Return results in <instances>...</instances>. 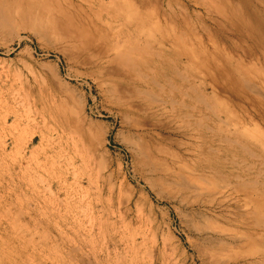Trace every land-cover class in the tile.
Instances as JSON below:
<instances>
[{
  "label": "bare ground",
  "instance_id": "obj_1",
  "mask_svg": "<svg viewBox=\"0 0 264 264\" xmlns=\"http://www.w3.org/2000/svg\"><path fill=\"white\" fill-rule=\"evenodd\" d=\"M168 1L169 11L162 23L159 19L152 21L153 13L149 10L139 11V6L135 9V0H0V25H11L17 22V17L23 18L24 25L31 21L33 15L39 14L40 19L29 26L42 31L47 29L42 26L47 18L56 21L62 17L66 21L68 38L73 36L72 43L77 42L76 46L90 50L99 69L116 65V75L109 76L108 72L106 76L109 79L104 76L97 80L101 87L107 88L109 99L119 108L120 114L111 115L121 118L123 127L131 131L127 143L139 165L137 183L152 192L159 203H166V208L162 209L167 217V230L161 237L164 246L170 244L172 250L175 248L177 251L184 245L171 230L174 212L187 228L189 236L186 242L188 247L195 249L201 264H264V115L253 114L247 108V114H238L237 109L229 104L230 91L238 93L235 91L238 89L255 107L254 99L264 98V89L254 81L256 76L252 71L247 72L240 63L232 68L228 61L219 57L216 41L211 40L210 45L202 40L192 41V27L187 24L194 14L191 7L182 0ZM196 1L208 9L206 15L211 18L206 16L210 21L203 20V27L208 33L215 31L224 38L225 50L231 34L234 35L233 29L236 33L243 29L251 32L264 26V0H227L230 10L221 3L224 2L222 0L220 10L212 0ZM198 11L202 19L204 12ZM224 12L237 18L239 24L235 28L232 21L224 24L217 18ZM180 17L187 25L180 24ZM223 17L232 18L227 14ZM166 23H173L170 26L174 35ZM178 28L181 32L177 31ZM231 44L238 45L236 42ZM183 57L187 60L186 67L180 66ZM48 69L60 81L58 69ZM221 70L224 76H221ZM96 72L97 76L103 73L98 69ZM119 84L130 86L123 90L126 101L117 96ZM230 84L236 85V89H232ZM208 85L212 88L211 93H207ZM78 98V102L72 99L74 112L84 108L81 106L85 97ZM35 113L42 115V126L46 128L45 132H40L38 146H62V137L56 128L48 127L49 118L45 113L37 110ZM76 114L86 120L82 113ZM14 115L18 124L19 118ZM7 117L11 116L6 115V123L9 121ZM90 120L86 122L89 147L92 151L102 149L101 161L110 164L109 153L103 147L109 142L108 135L112 130H105L92 118ZM31 121L41 127L32 111ZM25 130L23 128L20 133L24 135ZM34 138L32 135L29 142L33 143ZM35 155L34 149L30 156ZM25 156L23 151L21 160ZM65 160L68 166L75 167L73 157L67 155ZM110 174L108 177L113 178L115 172ZM122 179V192L128 197L130 195V203L133 200L138 207L142 197L147 200L143 195L135 200V187L128 185V177ZM81 183H77V196L84 193ZM64 186L65 199L70 205L72 195L68 178ZM85 198L86 195H81L84 203ZM81 200L76 202L80 204ZM86 205L82 208H88L94 222L98 219V208ZM151 206L155 207L152 203ZM99 223L102 233L106 222L101 218ZM107 223L113 232H118L111 238L116 241L115 249L123 250L121 264H136L148 236L143 231L124 229L121 232L113 220ZM181 249L180 256L185 264L188 249ZM195 258L191 264H198Z\"/></svg>",
  "mask_w": 264,
  "mask_h": 264
},
{
  "label": "rangeland",
  "instance_id": "obj_2",
  "mask_svg": "<svg viewBox=\"0 0 264 264\" xmlns=\"http://www.w3.org/2000/svg\"><path fill=\"white\" fill-rule=\"evenodd\" d=\"M182 1L187 3L195 14H192L193 17L187 22L190 28L192 27V41L202 40L207 45H210L211 40L216 41L219 57L228 61L232 68L240 63L239 65L247 72L252 71L256 76L254 81L264 89V26L251 32L243 29L236 33L233 29L234 35L230 33L231 38L226 43L228 47L225 50L224 38L215 31L208 33L203 27V20L211 19L206 15L208 9L197 4L196 0ZM212 1L219 10L224 4L226 9L230 10V7H227V0ZM168 2L135 0L134 8L137 9L139 6L137 10L143 12L149 10L153 13V17H150L152 21L159 19L164 23L166 18L164 15L169 11ZM197 11L204 12L202 19ZM226 14L232 17L229 12L222 15ZM215 15L217 17V14ZM222 15L218 14L217 18L223 20L224 24L232 21L233 28L239 24L237 18H226ZM39 16L33 15L34 21L30 19L31 21L24 25L21 17H17V22H13L17 23L16 25H12L13 23L0 25V264H121L124 260L123 250L119 251L114 247L116 241L111 236L118 235V232H113L107 226V221L110 220L116 222L121 232L124 229L132 232L143 231L148 236L146 246L139 252L140 259L136 264H184V259L180 256L181 247L188 249V260L185 264L193 263L190 261H194V257L197 259V254L186 242L189 232L174 212L171 230L175 237L182 239L184 245L179 247V251H175V248L173 251L170 244L166 246L162 244V232L167 230L165 223L167 217L162 210L166 208V203H159L152 192L144 190L143 186L137 183L140 169L127 143L131 131L123 127L121 118L117 119L111 115L120 114L119 108L109 99L110 96L105 91L107 88L103 85L101 87L98 83L104 76L108 78L106 76L108 72L109 76L116 75V65L99 69L95 62L96 58L94 55L91 56L93 53L84 46H76L77 42L72 43L73 36L68 38L66 21L62 17H58L56 21L47 18L42 25L47 29L42 31H36L35 27L32 29L31 26L40 19ZM170 20L168 18V22H171ZM180 20L182 21L180 24H183L184 19L180 17ZM171 24H167V27L172 34ZM180 30L181 28L177 29L178 32H181ZM232 42L238 45H232ZM185 61L187 60L183 57L180 66L186 67ZM94 65H97L98 70H102V76L100 74L97 76ZM48 67L58 69L62 82L56 80ZM222 73L224 72L221 70V76H224ZM65 85L71 89L68 90ZM230 85L232 89L237 87ZM117 86L120 92L116 95L126 101L127 96L123 90L130 86L126 84ZM71 90L74 94L70 93ZM235 91L238 93L230 91L229 104L237 109L238 114H247L245 113L247 108L253 114L264 115L263 97L254 99L256 108L252 104L253 108L247 97L239 93L238 89ZM211 92L212 88L208 85L207 93ZM78 94L85 97V100L83 99L85 102L81 106V109L84 108L74 112L72 99L79 100V96H76ZM235 98L238 100H234ZM36 110L44 112L49 118L48 127L57 129L63 140L62 146L50 147L46 144L38 146L40 132H45L46 128L42 126V115L36 114ZM31 111L41 127L32 124ZM77 112L82 113L87 121L80 118ZM14 114L19 118L18 124L15 122ZM6 115L11 116L7 117L10 122H4ZM91 118L103 129L112 130L108 135L109 142L103 147L109 153L110 164L106 165L101 161L102 149L92 151L89 147L86 122L91 121ZM23 128L26 129L24 135L20 133ZM32 135L35 138L34 142L30 143ZM34 149L36 155L32 157L30 153ZM23 151L26 156L21 160ZM67 155L73 157L75 167L66 164ZM112 171L115 172L114 177L109 178ZM124 176L129 179L128 185L135 187L137 191L135 200L140 199V195L147 198L146 200L142 197L138 207L133 200L129 202L130 195L128 197L122 192ZM66 178L71 186L70 205L67 204L63 192ZM80 182H83L81 184L84 193L81 195L82 197L86 195L84 199L86 206L91 204L99 210L96 212L98 219L94 222L88 208H82L85 203L81 200V195L77 196V183ZM77 200H81L82 203L78 204ZM151 203L155 209L150 207ZM101 218L106 222V228L102 233L99 223ZM197 262L201 264L199 259Z\"/></svg>",
  "mask_w": 264,
  "mask_h": 264
}]
</instances>
